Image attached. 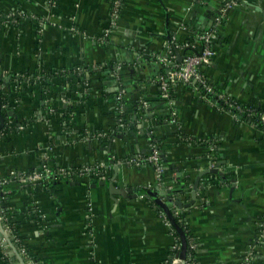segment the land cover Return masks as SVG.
Returning <instances> with one entry per match:
<instances>
[{
  "label": "crops",
  "instance_id": "1",
  "mask_svg": "<svg viewBox=\"0 0 264 264\" xmlns=\"http://www.w3.org/2000/svg\"><path fill=\"white\" fill-rule=\"evenodd\" d=\"M112 1L0 0V182L18 236L4 231L12 246L0 239V264H166L177 236L146 193L182 186L172 199L188 203L199 174L218 164L221 175L203 176L180 213L194 264H239L250 247L264 264V131L216 97L264 111V0L225 13L200 69L205 85L169 83L174 66L163 60L179 63L180 47L214 27L227 0H121L111 27ZM48 74L49 89L32 86ZM153 142L160 184L140 163ZM43 165L103 168L32 192L26 177Z\"/></svg>",
  "mask_w": 264,
  "mask_h": 264
},
{
  "label": "built area",
  "instance_id": "2",
  "mask_svg": "<svg viewBox=\"0 0 264 264\" xmlns=\"http://www.w3.org/2000/svg\"><path fill=\"white\" fill-rule=\"evenodd\" d=\"M57 0H49L51 5H55ZM241 0H227L223 5V10L221 15H219L216 18V24H214V27H211L205 31H202L198 33L195 36L194 42L190 44H186L185 46H182L180 48L185 49L184 57L181 61V63H176L174 56H171L165 60H163L164 63L172 64L174 66V69L169 75V83L171 84H177V83H184L189 84L192 81H198L202 83V85H205V80L203 76L200 73V69L211 65L212 60L215 56V49L213 47V41L217 38V29L216 27L220 25L222 22V19L224 18L225 13L236 7ZM120 5L121 0H113L112 1V13L110 15V26L113 27L117 21L118 14L120 11ZM168 83V84H169ZM168 84L162 85V94L164 98L169 97V86ZM209 90V88H207ZM216 97L220 103L219 107L220 110L228 112L232 115L234 119H239L237 114L233 113L232 111H236L238 113L244 114L246 117L249 118H256L259 122H261L264 125V112H257V109L254 107L245 108V106L238 103L236 100L232 99L231 97L224 95V94H216ZM120 126H122L120 124ZM255 126V125H254ZM256 127V126H255ZM141 165H150L154 169L157 184H160L162 180V175L164 172V165L163 161L160 157L158 147L156 146L155 142L151 144V150L149 154L141 159L140 161ZM102 166H96V167H84L80 170L75 171V173H71L68 171H62L59 170L60 175L62 176H73L77 175L80 176H97L102 171ZM49 174H52L48 167L44 166L41 168L39 172H35L29 176L26 177L27 183L29 184H36L39 183L41 180L46 178ZM5 181L0 182V186L5 185ZM162 219L164 220L165 225L170 229L172 233L176 234V230L172 227L168 217L161 212ZM174 215L178 218V222L180 225H183V220L180 216V211L175 209ZM0 225L2 228L4 227V231L12 232V230L8 227L7 224V217L3 213V211L0 209ZM183 231L185 232L184 227H182ZM177 237H175V243L173 244L171 248V258L166 262V264H194L193 261V253L195 250V243L192 237H187V251L185 254L184 259H178L176 258V255L180 252L181 246H180V237L176 234ZM16 242L18 241L15 237ZM21 253L22 255L26 256V249L24 247H21ZM254 257V247H250L248 251H246L239 264H252Z\"/></svg>",
  "mask_w": 264,
  "mask_h": 264
},
{
  "label": "water",
  "instance_id": "3",
  "mask_svg": "<svg viewBox=\"0 0 264 264\" xmlns=\"http://www.w3.org/2000/svg\"><path fill=\"white\" fill-rule=\"evenodd\" d=\"M181 61H182V59L179 58L178 62L181 63ZM169 73H171V71H169ZM13 114L14 113L12 111H10L9 116H11ZM5 118H6V115L1 114V101H0V132L6 127ZM218 166H219V164L216 165L214 168L208 169V170L203 171L202 173L199 174L198 178H196V180H195V182H194V184L192 186L191 195H190V201L188 203H183V202H181L178 199L177 200H173L172 199V192L173 193L182 194V192H183V187L182 186L179 189H176L174 191H164L162 193H159L158 189H157L156 191L153 190V191H148L146 193L148 198L153 200V202L156 204V206L158 208H160L161 211L168 217L172 227L176 230V232L178 233V235L180 237L181 249H180V252L176 255V258H178V259H184V257H185V254H186V251H187V240H186L185 234L182 231V229L179 228L174 223L173 217H172V211H171V209H169L168 206L169 205H173L174 208L179 210L181 214H182V211L191 208L194 205L195 201H196L197 192H198L199 185H200V183H199L200 179L203 176H206V175H216V174L221 175L218 172ZM98 185L105 186L106 183L105 182H100V183H98ZM93 187H96V185H93ZM108 188L111 191V195L112 196L115 195V196L125 197V194L123 193L122 189H115V191L112 192V185H108ZM163 197H167L166 198V202H163V200H162ZM0 239H4L5 240L3 242V245L12 246L10 238L8 237L7 234H5V232H4V230H3L1 225H0Z\"/></svg>",
  "mask_w": 264,
  "mask_h": 264
},
{
  "label": "trees",
  "instance_id": "4",
  "mask_svg": "<svg viewBox=\"0 0 264 264\" xmlns=\"http://www.w3.org/2000/svg\"><path fill=\"white\" fill-rule=\"evenodd\" d=\"M53 76H56V75H53ZM46 78L47 79H44V81L41 84L39 82H36L32 86H34V87L35 86H40V87L43 86V88L49 89L50 88L49 87V82H50V79L52 77H51V75L48 74V76ZM77 78H78L77 76L76 77L75 76H72V79L71 78L70 79L73 81V83H76L75 82V79H77ZM71 89H72V87L69 88V90H71ZM10 94H11V91L9 93H7L6 96H8V98H9ZM1 98H2V96L0 95V99ZM3 105H6L7 106L5 100L1 99V111L4 110V109H2V106ZM245 108H250V107H245ZM232 112L235 113V114H237L239 120L245 121V122L248 121L251 124H254L257 128H259V129H261V130L264 131V125L257 120V117L256 118H249V117H246L242 113H238L236 111H232ZM257 112L259 113V112H264V111L261 108H259V110H257ZM48 169H49V167H48ZM52 169H54V168L52 167L51 169H49L50 172H51ZM51 173L52 174H49L46 178H44L43 180H41L39 183H36V184H28V187L30 188V190H32V192H36L37 190H40V189H45L46 191H49L50 189H54L55 186H57L59 184H62L64 182V176L60 175L59 170H56V171L54 170ZM6 184H8V183H6ZM180 185H182V184H180ZM1 188H2V186L0 187V209L3 211V213L6 216L7 215L9 216L8 211H7V204H8V201H9V199H10L11 196L10 195H7V194L6 195L3 194V192L1 191ZM173 194H175V193H173ZM158 210L161 211L160 209H158ZM174 211L172 210L173 221H174V223L179 228L182 229V226L178 222V218L174 215ZM29 218H31L35 223H38V218L36 216L30 215ZM7 224H8V227L12 230V233L16 237H18L17 236V232H16V228L13 225V223L8 221ZM182 231H183V229H182ZM176 234L178 235L177 232H176ZM184 234H185V232H184ZM185 237H186V240H187V234H185ZM252 264H253V261H252Z\"/></svg>",
  "mask_w": 264,
  "mask_h": 264
}]
</instances>
